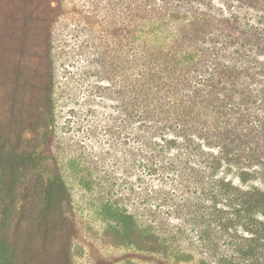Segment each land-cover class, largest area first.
<instances>
[{"label": "trees", "instance_id": "1", "mask_svg": "<svg viewBox=\"0 0 264 264\" xmlns=\"http://www.w3.org/2000/svg\"><path fill=\"white\" fill-rule=\"evenodd\" d=\"M129 3L121 80L91 82L78 110L93 190L137 198L174 264H264V0ZM56 106L50 73L53 149Z\"/></svg>", "mask_w": 264, "mask_h": 264}, {"label": "rangeland", "instance_id": "2", "mask_svg": "<svg viewBox=\"0 0 264 264\" xmlns=\"http://www.w3.org/2000/svg\"><path fill=\"white\" fill-rule=\"evenodd\" d=\"M129 5L0 0V264H174L142 231L137 198L91 186V131L78 110L91 82L121 80ZM50 73L57 120L69 125L56 149L42 108Z\"/></svg>", "mask_w": 264, "mask_h": 264}]
</instances>
